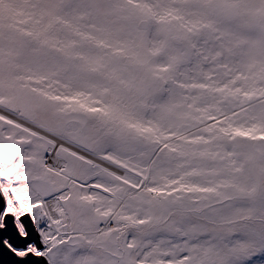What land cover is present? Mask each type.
Here are the masks:
<instances>
[{
  "label": "snow or ice",
  "instance_id": "obj_1",
  "mask_svg": "<svg viewBox=\"0 0 264 264\" xmlns=\"http://www.w3.org/2000/svg\"><path fill=\"white\" fill-rule=\"evenodd\" d=\"M0 264H264V0H0Z\"/></svg>",
  "mask_w": 264,
  "mask_h": 264
}]
</instances>
